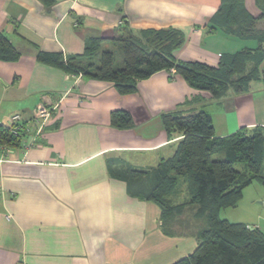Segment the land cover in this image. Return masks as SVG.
<instances>
[{"label":"crops","instance_id":"0c3cea01","mask_svg":"<svg viewBox=\"0 0 264 264\" xmlns=\"http://www.w3.org/2000/svg\"><path fill=\"white\" fill-rule=\"evenodd\" d=\"M244 6L258 15L255 0ZM218 7L219 0H55L48 8L38 0H0V31L20 54L15 62H0V123L14 114L30 119L40 104L59 105L36 146L13 148L0 163V264H173L194 252L208 228L201 206L173 200L177 186L166 218L142 198L151 175L131 171L151 172L173 157L182 135L166 133L164 114L205 112L216 138L264 130V81L213 99L168 70L120 95L112 83L78 80L37 58L61 53L76 59L90 38L105 39L102 52L115 37L174 31L183 39L172 53L176 62L216 67L224 57L257 48L253 40L211 28ZM122 66L123 59L117 69ZM114 111L128 112L131 126L113 127ZM179 184L188 195L183 178ZM253 184L237 206L259 190ZM226 210L221 219L264 233L232 221Z\"/></svg>","mask_w":264,"mask_h":264},{"label":"trees","instance_id":"16d2710c","mask_svg":"<svg viewBox=\"0 0 264 264\" xmlns=\"http://www.w3.org/2000/svg\"><path fill=\"white\" fill-rule=\"evenodd\" d=\"M38 1L46 8L55 2ZM255 5L259 11L256 17L247 12L244 0H219V7L209 22L211 28L243 41L253 40L257 48L224 57L216 67L199 62H176L172 53L183 39L182 34L174 31H145L140 37L111 39L121 44L123 66L117 70L113 54L99 52L103 38L88 39L83 54L76 59L66 60L61 53H39L37 59L69 75L112 83L120 95L134 92L138 81L168 70H174L192 89L207 92L213 99L228 90L242 94L251 82L264 81V67L259 70L264 59V0H255ZM153 34L161 36L166 45L150 50L149 42L142 41V36ZM18 58L19 52L0 31V62H15ZM161 120L166 133H179L182 139L173 157L152 173L131 171L133 176L151 175L149 191L141 197L155 203L167 218L175 208L168 196L183 178L189 204L201 206L208 224L194 252L173 264H264V233L219 216L220 211L235 208L243 190L253 182L264 189V130L255 128L251 133L241 130L216 138L212 119L205 112L187 116L168 113ZM110 124L125 129L131 126L132 118L126 111H114L110 114ZM221 151L225 153V160L213 161L212 156Z\"/></svg>","mask_w":264,"mask_h":264},{"label":"built area","instance_id":"2783aa9c","mask_svg":"<svg viewBox=\"0 0 264 264\" xmlns=\"http://www.w3.org/2000/svg\"><path fill=\"white\" fill-rule=\"evenodd\" d=\"M80 75H75V77ZM38 105L36 114L25 119L19 114L11 115L7 125L0 123V163L9 160L13 148L30 149L36 146L44 128L50 123L53 112L58 108ZM9 141V143L7 142Z\"/></svg>","mask_w":264,"mask_h":264},{"label":"rangeland","instance_id":"374dc122","mask_svg":"<svg viewBox=\"0 0 264 264\" xmlns=\"http://www.w3.org/2000/svg\"><path fill=\"white\" fill-rule=\"evenodd\" d=\"M142 41H144V42L148 41L149 42L147 47H150V50L151 49L152 50L158 49L157 47L165 44V41L163 39H161V36H158L157 34L142 36ZM114 45H116V46H114ZM114 45L110 44L107 47V50L113 54L114 69L117 70L118 65L120 64V61H122V50H121V44L119 42H116ZM157 45H159V46H157ZM72 76H75V75H72ZM76 78L78 80H80L83 77L81 76V78L80 77L78 78L76 76ZM43 106H46V105H43ZM37 107H36V110H37ZM212 160L213 161L225 160L224 151L218 152L215 155H213ZM237 168L239 169L240 166H237ZM132 170H136V169H132ZM263 174H264V170H263ZM253 185H254L255 189H257V187L259 188V190H254L252 192L253 196H258V197H254V198H258L256 200V202L258 204L252 203V199H250L252 197V195H250L249 196L250 200L247 199V200H245V202H243V204L241 206L239 204V206H236L235 208H229L226 211H228V213H231L229 215H230V219L232 221L242 220L243 222H247V223H251L253 225H257V227H260L262 229V231L264 232V189L258 182H254ZM177 193H178V196L173 198V200H177L178 202L189 201V196L186 194L185 186H183L182 184L178 185ZM181 218H185V216L181 217Z\"/></svg>","mask_w":264,"mask_h":264}]
</instances>
